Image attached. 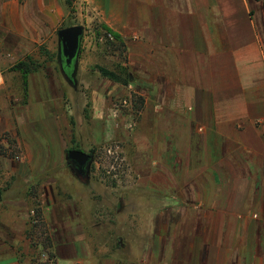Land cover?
Returning <instances> with one entry per match:
<instances>
[{
  "label": "crops",
  "instance_id": "1",
  "mask_svg": "<svg viewBox=\"0 0 264 264\" xmlns=\"http://www.w3.org/2000/svg\"><path fill=\"white\" fill-rule=\"evenodd\" d=\"M73 6L118 33H134L130 66L153 68V96L144 94L153 131L150 170L136 181L175 203L159 213L169 217L152 216L143 239H121L119 251L131 247L137 264H264L261 2L73 0ZM68 12L66 0H0V102L8 95L12 102L15 82L24 87L16 61L49 41ZM61 88L54 66L32 71L27 111L0 110V132L22 134L18 142L26 148L18 163L0 154V264H26L29 183L64 162L62 128L48 130L53 114L41 123L48 115L40 110L44 101L62 98ZM40 138L42 145L29 146ZM53 187L52 203L42 209L58 264H118L108 241L97 243L85 232L77 209L55 204Z\"/></svg>",
  "mask_w": 264,
  "mask_h": 264
},
{
  "label": "rangeland",
  "instance_id": "2",
  "mask_svg": "<svg viewBox=\"0 0 264 264\" xmlns=\"http://www.w3.org/2000/svg\"><path fill=\"white\" fill-rule=\"evenodd\" d=\"M73 7V12L67 13V17L49 41L36 52L21 56L23 60L33 57L39 66L38 70L51 65L55 67L62 81L63 96L41 103L44 107L40 110L48 115L42 117L41 123L50 121L53 114L54 124L48 130L54 132L62 128L67 146L63 152L62 165L47 167L49 169L44 176L29 183L27 195L25 194V200L30 203L27 229L30 253L26 264H38L42 251L50 249L52 245L51 230L42 209L44 205L52 203L53 199L51 200L48 193L50 185H54L55 204L58 207L62 204L72 208V211L77 209L79 218L87 224L85 232L97 243L108 241L118 264H137L132 261L137 253L131 247L119 251L120 240L124 244L132 240L136 243L144 238L147 234V226L144 225H148L152 216L153 220L155 216L169 217V213L166 217L159 213L165 212L166 207L170 208L175 203L167 195L155 197L152 189L138 186L136 181L142 171L150 170L148 166L153 131L145 118L149 104L144 94L153 96V68L144 73L143 70L130 66L129 43L139 40L134 33H126L125 36L97 19H89L82 10ZM71 23L83 25L85 28L76 59L75 86L65 80L59 70L58 61L62 46L58 31ZM107 27L120 38L115 39ZM148 63L153 65V62ZM98 65L120 73L128 72L132 78L131 83L127 86L118 85L103 77L97 70ZM15 71L16 74L20 73ZM10 91L15 93L12 102L10 103L8 95L4 102H0V110L11 106L15 114L26 112L28 99L23 85L19 86L15 82L9 88ZM1 97L4 98L3 95ZM18 132L21 133L19 128ZM18 137L22 139V134L0 132V154L14 163L20 162L26 154V148L19 144ZM31 138L37 141L33 135ZM26 140L29 141L30 138ZM40 143H44L41 138L33 145L28 144L34 146ZM76 147L88 153L95 150L88 176L78 175L68 161L69 150ZM103 177L104 181L101 180ZM175 216L176 219L181 214ZM133 223L138 224V229H134Z\"/></svg>",
  "mask_w": 264,
  "mask_h": 264
},
{
  "label": "trees",
  "instance_id": "3",
  "mask_svg": "<svg viewBox=\"0 0 264 264\" xmlns=\"http://www.w3.org/2000/svg\"><path fill=\"white\" fill-rule=\"evenodd\" d=\"M257 1L262 3L263 12H264V0H257ZM66 3L68 5L69 14H71L74 10L73 0H66ZM73 25H75V24L71 23V24H68L66 27L73 26ZM106 29L108 30V32L112 33V35L114 36L115 39L120 38V36L118 34H116V32L112 31L108 27ZM58 57H59V60H58L59 61V70L62 72L65 80H67L71 86H75L77 84L76 60H74L71 64H69L67 62V58L64 56L61 48H60V53H59ZM14 69L19 71L22 74V77L24 80V91H25V95H26L27 89H28V76L32 71L38 70L39 66L36 64V61L34 60V58L29 56V57H27V60L19 61L14 66ZM97 70L100 72V74L103 77H105V78H107L113 82L125 85V86L129 85L132 81L131 75L128 72H124V73L121 72L120 73V72L109 69V68L102 66V65H98ZM75 149L81 150L80 148H77V147ZM94 151L95 150H93L91 152L92 155H94L93 154ZM153 195L155 197H158L161 194L155 193ZM161 196H163V195H161Z\"/></svg>",
  "mask_w": 264,
  "mask_h": 264
},
{
  "label": "water",
  "instance_id": "4",
  "mask_svg": "<svg viewBox=\"0 0 264 264\" xmlns=\"http://www.w3.org/2000/svg\"><path fill=\"white\" fill-rule=\"evenodd\" d=\"M84 31V26L80 24L65 27L58 31V36L62 45V52L67 58L69 64L76 60L79 55ZM67 158L74 164H77L81 169H83L89 161L91 162L90 165L94 161L92 154L79 149L69 150Z\"/></svg>",
  "mask_w": 264,
  "mask_h": 264
},
{
  "label": "built area",
  "instance_id": "5",
  "mask_svg": "<svg viewBox=\"0 0 264 264\" xmlns=\"http://www.w3.org/2000/svg\"><path fill=\"white\" fill-rule=\"evenodd\" d=\"M38 264H58V261L56 257L51 253V251L49 249H46L40 254Z\"/></svg>",
  "mask_w": 264,
  "mask_h": 264
},
{
  "label": "flooded vegetation",
  "instance_id": "6",
  "mask_svg": "<svg viewBox=\"0 0 264 264\" xmlns=\"http://www.w3.org/2000/svg\"><path fill=\"white\" fill-rule=\"evenodd\" d=\"M93 158H94V155H93ZM68 161L70 162L72 167L78 172V175H80V176H88V171H89L90 163H91L90 161L85 165V167L83 169L79 168V166L77 164H74L72 161H70V160H68Z\"/></svg>",
  "mask_w": 264,
  "mask_h": 264
}]
</instances>
